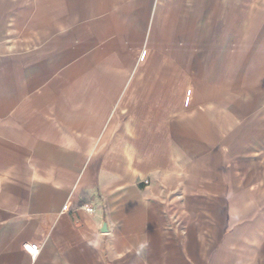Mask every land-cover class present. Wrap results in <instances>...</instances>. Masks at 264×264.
Segmentation results:
<instances>
[{"label":"crops","instance_id":"0c3cea01","mask_svg":"<svg viewBox=\"0 0 264 264\" xmlns=\"http://www.w3.org/2000/svg\"><path fill=\"white\" fill-rule=\"evenodd\" d=\"M47 3L0 0V264H264V0Z\"/></svg>","mask_w":264,"mask_h":264},{"label":"rangeland","instance_id":"374dc122","mask_svg":"<svg viewBox=\"0 0 264 264\" xmlns=\"http://www.w3.org/2000/svg\"><path fill=\"white\" fill-rule=\"evenodd\" d=\"M38 5V4H37ZM36 0H24V20L22 23V26L24 28V31L26 32H32L33 30V15L34 10L36 9ZM41 26L42 31L45 28V22L47 21L48 16V3L47 0H41ZM264 14V9L263 13Z\"/></svg>","mask_w":264,"mask_h":264},{"label":"water","instance_id":"95a60500","mask_svg":"<svg viewBox=\"0 0 264 264\" xmlns=\"http://www.w3.org/2000/svg\"><path fill=\"white\" fill-rule=\"evenodd\" d=\"M103 231H107V226L106 225H104V227H103V229H102Z\"/></svg>","mask_w":264,"mask_h":264},{"label":"built area","instance_id":"2783aa9c","mask_svg":"<svg viewBox=\"0 0 264 264\" xmlns=\"http://www.w3.org/2000/svg\"><path fill=\"white\" fill-rule=\"evenodd\" d=\"M86 210H87L88 212H92V210H91V209H89V208H87Z\"/></svg>","mask_w":264,"mask_h":264}]
</instances>
